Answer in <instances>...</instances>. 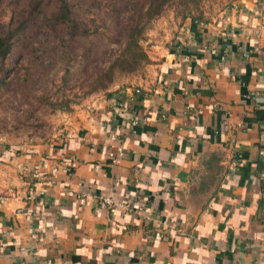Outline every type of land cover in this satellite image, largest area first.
<instances>
[{
  "label": "crops",
  "instance_id": "obj_1",
  "mask_svg": "<svg viewBox=\"0 0 264 264\" xmlns=\"http://www.w3.org/2000/svg\"><path fill=\"white\" fill-rule=\"evenodd\" d=\"M0 158V264H264V0Z\"/></svg>",
  "mask_w": 264,
  "mask_h": 264
},
{
  "label": "rangeland",
  "instance_id": "obj_2",
  "mask_svg": "<svg viewBox=\"0 0 264 264\" xmlns=\"http://www.w3.org/2000/svg\"><path fill=\"white\" fill-rule=\"evenodd\" d=\"M68 1L75 33L56 27L53 0H0V33H14L11 52L0 61V156L6 148L42 139L63 113L104 91V80L96 77L127 47L129 13L119 4ZM232 1L197 0L191 16H183L175 3L165 6L137 35L132 60L114 63L108 87L147 78L185 21L211 19ZM59 34L65 43L56 41Z\"/></svg>",
  "mask_w": 264,
  "mask_h": 264
},
{
  "label": "trees",
  "instance_id": "obj_3",
  "mask_svg": "<svg viewBox=\"0 0 264 264\" xmlns=\"http://www.w3.org/2000/svg\"><path fill=\"white\" fill-rule=\"evenodd\" d=\"M115 4H119L120 8L129 13L127 18L128 25L125 33H128L126 49L114 58V61L108 65L102 73L96 78L99 83L104 80V83L100 85L101 88H107L112 83V72L115 62L122 58L124 62L132 60L134 55L133 49L136 47L137 35H139L143 29L144 24L151 18L159 15L163 8L170 3H175L181 10L183 16H191L192 8L196 5L197 0H111ZM54 2V16L56 21V27L63 33H75L76 22L71 16V9L68 0H53ZM194 19V18H193ZM13 31H6L0 33V61H3L11 52L13 44ZM65 43L67 38L62 35H57L56 41ZM134 45V46H133ZM133 68V67H131ZM98 83V84H99Z\"/></svg>",
  "mask_w": 264,
  "mask_h": 264
},
{
  "label": "built area",
  "instance_id": "obj_4",
  "mask_svg": "<svg viewBox=\"0 0 264 264\" xmlns=\"http://www.w3.org/2000/svg\"><path fill=\"white\" fill-rule=\"evenodd\" d=\"M226 19H229V17H226ZM258 32H259L258 29H256L255 33L257 34ZM139 91H140L139 89H135V92H139ZM124 105H126V104L124 103ZM236 165H237L236 160L232 161V166H236ZM0 198H2V197L0 196ZM100 204L106 205V206H113V201L109 197H102Z\"/></svg>",
  "mask_w": 264,
  "mask_h": 264
}]
</instances>
